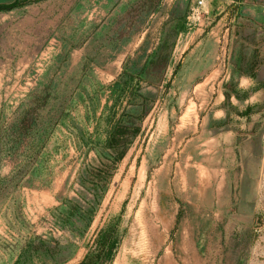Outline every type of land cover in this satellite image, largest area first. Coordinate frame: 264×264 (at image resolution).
Listing matches in <instances>:
<instances>
[{"label":"rangeland","instance_id":"obj_1","mask_svg":"<svg viewBox=\"0 0 264 264\" xmlns=\"http://www.w3.org/2000/svg\"><path fill=\"white\" fill-rule=\"evenodd\" d=\"M22 1L0 264H80L101 231L103 264H264V0Z\"/></svg>","mask_w":264,"mask_h":264},{"label":"trees","instance_id":"obj_2","mask_svg":"<svg viewBox=\"0 0 264 264\" xmlns=\"http://www.w3.org/2000/svg\"><path fill=\"white\" fill-rule=\"evenodd\" d=\"M26 1L22 0H16V2L10 4V5H3L0 6V12H10L18 7H21L25 5ZM116 134L110 136V145L113 144V140L115 139ZM123 152L119 158H123L124 156ZM98 251L97 254L95 252L90 251L85 259L80 263V264H103L104 262H112V259H108L107 255L108 252L110 251V241H109V236L107 234V231H101L99 233V238H98Z\"/></svg>","mask_w":264,"mask_h":264},{"label":"built area","instance_id":"obj_3","mask_svg":"<svg viewBox=\"0 0 264 264\" xmlns=\"http://www.w3.org/2000/svg\"><path fill=\"white\" fill-rule=\"evenodd\" d=\"M205 0H196V3L194 4V8L192 9L193 15L196 14L197 9L204 6Z\"/></svg>","mask_w":264,"mask_h":264},{"label":"crops","instance_id":"obj_4","mask_svg":"<svg viewBox=\"0 0 264 264\" xmlns=\"http://www.w3.org/2000/svg\"><path fill=\"white\" fill-rule=\"evenodd\" d=\"M14 2H16V0H0V6L10 5V4L14 3ZM178 23H179V21H178ZM180 24H182V23H180Z\"/></svg>","mask_w":264,"mask_h":264}]
</instances>
